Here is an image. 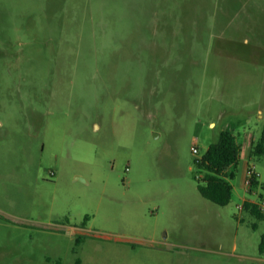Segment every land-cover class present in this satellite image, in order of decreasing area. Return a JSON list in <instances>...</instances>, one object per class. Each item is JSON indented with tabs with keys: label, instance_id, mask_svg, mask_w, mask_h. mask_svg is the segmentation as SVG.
Here are the masks:
<instances>
[{
	"label": "rangeland",
	"instance_id": "1",
	"mask_svg": "<svg viewBox=\"0 0 264 264\" xmlns=\"http://www.w3.org/2000/svg\"><path fill=\"white\" fill-rule=\"evenodd\" d=\"M263 135L264 0H0V264H264Z\"/></svg>",
	"mask_w": 264,
	"mask_h": 264
},
{
	"label": "trees",
	"instance_id": "2",
	"mask_svg": "<svg viewBox=\"0 0 264 264\" xmlns=\"http://www.w3.org/2000/svg\"><path fill=\"white\" fill-rule=\"evenodd\" d=\"M239 151L240 147L236 136L229 130H225L220 133L218 141L209 146L204 156L196 161L198 170L202 173L199 178L202 183L198 186V190L203 198L219 206H227L231 202L233 194L231 180L235 178L236 173L228 171L230 168L236 167ZM253 153L257 156L264 154V135L254 146ZM258 185V179H253L248 193L252 195ZM260 198L263 196L260 195ZM244 210L259 220L264 218V210L247 200L244 202ZM79 243L78 239L77 244ZM259 254L264 255V234L259 244ZM76 264H81V261L77 260Z\"/></svg>",
	"mask_w": 264,
	"mask_h": 264
},
{
	"label": "built area",
	"instance_id": "3",
	"mask_svg": "<svg viewBox=\"0 0 264 264\" xmlns=\"http://www.w3.org/2000/svg\"><path fill=\"white\" fill-rule=\"evenodd\" d=\"M193 153H198V149L197 147H193L192 149ZM259 175L257 174V172L254 170V168H249L248 170V174L246 176V180H245V185L246 187L248 188V190L250 189L251 185H252V180L253 179H258ZM247 190V192H248ZM246 201V200H245ZM244 201V202H245ZM247 201H249L250 203H254V204H257L261 209L264 210V201L262 203H256L255 201L253 200H250V199H247ZM239 209L240 210H243L244 209V203L243 205L239 206Z\"/></svg>",
	"mask_w": 264,
	"mask_h": 264
}]
</instances>
